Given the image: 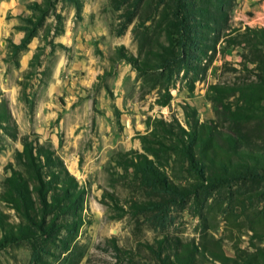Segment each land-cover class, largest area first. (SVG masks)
<instances>
[{
	"label": "rangeland",
	"instance_id": "374dc122",
	"mask_svg": "<svg viewBox=\"0 0 264 264\" xmlns=\"http://www.w3.org/2000/svg\"><path fill=\"white\" fill-rule=\"evenodd\" d=\"M195 1L0 0V109L17 131L0 122V196L12 171L26 175L16 159L23 136L85 190L75 217L39 212L53 224L43 237L0 201L23 229L10 243L0 231V264H183L185 244L204 264H264L260 170L213 172L197 161L199 176L177 140L178 126L225 129L237 114V95L221 109L211 85L255 79L240 65L244 47L214 43L197 18L186 45L170 43L161 15ZM228 26L264 29V0H234ZM247 124L264 139V110Z\"/></svg>",
	"mask_w": 264,
	"mask_h": 264
},
{
	"label": "trees",
	"instance_id": "16d2710c",
	"mask_svg": "<svg viewBox=\"0 0 264 264\" xmlns=\"http://www.w3.org/2000/svg\"><path fill=\"white\" fill-rule=\"evenodd\" d=\"M233 3L234 0H196L189 7H185L178 2L176 6L170 5V13L161 15V23L167 24V39L170 43H175V49L188 43L190 19L197 18V24L205 29V36L213 35L214 43L221 40L225 47L243 46L245 53L240 65L247 71V65H252L255 72L254 80L240 84L210 86L221 109L226 108L224 101L227 96L237 95V114L225 122L227 128L219 129L212 122L203 124L195 120L188 130L177 127V140L183 155L191 168L199 172V176H202L204 171L196 168L197 161L202 163L201 167L207 164V169L213 172H225L231 168L238 171L253 168L260 170L258 173L261 172L264 177V139H254L248 133L250 126L247 124L254 109L264 110V29L247 28L242 34H234L235 30L229 29L228 26L229 11ZM30 37L31 34H27L24 42ZM211 49L215 50V46ZM0 122L13 124L12 137L15 138V123L5 106L0 109ZM169 126L173 127L172 124ZM20 143L22 151L17 154L16 159L25 168L26 175L12 171L7 179L9 188L0 196V201L13 206L22 215L26 225L33 227L39 236L43 237L50 233L53 224L46 223L39 212H47V209L52 207L62 210L65 214L70 212L75 217L76 211L81 208L85 190L68 174L63 162L51 150L43 148L37 142H30L26 136L20 138ZM43 168H48L49 171L42 172ZM46 175L48 180H45ZM35 193L40 194V207L34 200ZM22 230L20 226L11 224L0 211L2 240L13 242L20 233L22 234ZM178 259L184 262L183 264H204L205 261L204 255L188 244L183 246ZM222 259L229 261L223 256Z\"/></svg>",
	"mask_w": 264,
	"mask_h": 264
}]
</instances>
